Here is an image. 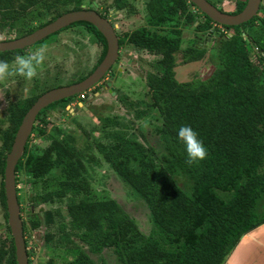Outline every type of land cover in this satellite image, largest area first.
<instances>
[{"label":"trees","instance_id":"obj_1","mask_svg":"<svg viewBox=\"0 0 264 264\" xmlns=\"http://www.w3.org/2000/svg\"><path fill=\"white\" fill-rule=\"evenodd\" d=\"M56 1L65 8L21 35L64 11L79 9L82 4V0H53L50 4H56ZM207 1L215 5L212 0ZM37 2L0 0V14L4 17L13 7L23 12ZM187 3L195 7L188 0H145L150 26L172 23V27L160 33L140 26L124 33L121 38L137 48L160 54L158 63L162 71L148 73L145 79L151 104L161 115L159 126L154 128L164 150L159 164L153 163L138 140L119 134H116L117 142L111 145V150L100 149L118 177L146 203L149 232L141 233L114 200L83 197L71 206L76 217L74 225L83 228L80 237L89 241L93 250L101 246L112 247L116 264H221L241 236L264 221V213L256 212L260 202L264 201V6L259 4L255 15L245 22L222 25L231 32L216 49L218 64L207 79L180 82L172 70V53L178 42L173 35V23L176 15H183L185 21H194L186 11ZM244 3L245 0H235L233 9H219L236 13ZM111 6L120 9L125 6V0H112ZM195 14L203 18L201 21L195 18L197 30L205 33L218 31H212L210 26L217 23L198 9ZM76 22L87 24L101 44L96 65L105 51L104 38L90 23ZM24 48L0 51V60L11 61ZM250 53L255 55L253 60ZM183 54L186 61H195L202 57L203 50L187 48ZM95 65L75 81L86 76ZM41 93L11 102L7 108L10 124L0 134V203L8 233L2 187L4 156L21 117ZM69 98H62L59 102L64 105ZM56 102L48 105L52 107ZM45 108L35 115L32 134H43L41 124H45L46 113L41 110ZM142 113L144 110L135 115ZM181 125H190L197 131L208 153L204 160L192 165L186 163L185 146L177 135ZM27 140L14 166L19 213L21 207L16 184L17 170L21 166L32 177H40L58 165L62 177L57 180L59 188L55 195L79 193L83 187L77 179L81 165L74 160L73 149L65 140H52L42 152L34 155L28 152ZM26 154L22 163L21 158ZM177 171L191 180L185 190L172 179ZM84 187L87 188V184ZM43 199L47 200V194ZM21 223L23 237L27 228L37 224L30 222L27 226L22 218ZM24 246L26 248L25 239ZM4 258L6 264H15L11 236L6 246L0 245V261Z\"/></svg>","mask_w":264,"mask_h":264},{"label":"rangeland","instance_id":"obj_2","mask_svg":"<svg viewBox=\"0 0 264 264\" xmlns=\"http://www.w3.org/2000/svg\"><path fill=\"white\" fill-rule=\"evenodd\" d=\"M52 1L38 0L23 12L13 7L4 17L0 14V39L21 35L28 28L65 8L58 1L51 5ZM91 1L105 12L110 9V21L120 38L124 33L140 26L160 33L172 27V23L150 26L145 0H125V6L120 9L110 8L112 0H82V3L89 4ZM212 1L218 8L231 10L235 0ZM48 4L50 5L47 6ZM186 11L192 15L193 22L185 21L183 15L174 16L173 35L178 42L176 50L172 53V70L175 79L180 82L205 80L218 64L216 49L222 39L229 37L231 31L220 28L221 31L206 35L194 27L195 18L201 21L202 16H196L194 7L189 3L186 4ZM84 26L83 23L75 22L73 26L52 32L41 41L38 40L24 48L21 54L46 46V59L38 69V76L31 81L17 75L0 82V134L10 124L7 108L11 102L70 84L95 65L100 43L84 30ZM210 26L212 31L219 29L217 24L211 23ZM187 48L203 50L202 57L195 61H186L183 52ZM117 53L118 58L107 70L108 73L114 71L113 76H117L115 80L109 79L112 92L94 98L99 90L106 88L104 85H98L90 87L86 96L83 94V99L69 98L64 105L61 103L56 106V109H50L51 105L46 106L45 124H41L44 128L43 134L30 133L28 136L26 145L32 155L42 152L52 140H65L73 149L74 160L81 165L77 179L83 185L77 194L68 192L57 196L54 193L59 188L57 180L62 177L58 165H54L40 177H32L22 166L19 167L16 187L20 198V217L27 226L30 222L37 223L35 227L27 228L24 232L28 264H116L112 247L91 249L89 241L79 235L83 228L74 225L76 217L71 206L83 197L88 200H114L141 233L149 232L150 221L146 203L118 177L100 149L105 147L111 150V145L117 142L116 134H119L138 140L153 163L159 164L164 150L154 128L159 126L161 115L151 104L150 90L145 79L148 73L159 74L162 71L158 63L160 54L137 48L125 39L121 40ZM250 56L253 60L255 55L250 53ZM76 100L80 105H74ZM142 110L144 113L135 115ZM1 143L0 139V147ZM26 156L27 154L21 158L22 163ZM172 179L183 190L191 183V180L179 171L172 175ZM86 184L87 188L84 187ZM44 194H47V200L43 199ZM256 212L263 213L264 208L258 207ZM4 224L0 203V245L6 246L10 235ZM0 264H6L5 258Z\"/></svg>","mask_w":264,"mask_h":264},{"label":"water","instance_id":"obj_3","mask_svg":"<svg viewBox=\"0 0 264 264\" xmlns=\"http://www.w3.org/2000/svg\"><path fill=\"white\" fill-rule=\"evenodd\" d=\"M259 1L260 0H245L243 7L238 12L228 13L220 10L207 0H188V2L193 4L211 21L225 26L237 25L250 19L255 15L259 6ZM76 21H85L92 24L102 35L105 41V51L102 58L82 79L70 84L47 89L39 94L21 117L13 135L9 150L4 156L2 187L6 211V224L12 238L15 264H27V256L24 246L19 204L16 200L14 166L22 154L25 141L31 132L35 115L41 108L54 101L70 97L92 87L116 60L118 44L117 37L114 34L111 24L92 9L65 11L57 15L51 21L26 34L8 40H0V51L21 49ZM113 73L114 71H111L109 77L112 78Z\"/></svg>","mask_w":264,"mask_h":264},{"label":"clouds","instance_id":"obj_4","mask_svg":"<svg viewBox=\"0 0 264 264\" xmlns=\"http://www.w3.org/2000/svg\"><path fill=\"white\" fill-rule=\"evenodd\" d=\"M46 46H41L27 54H17L10 63L0 60V82L9 77L21 76L31 81L38 76V69L46 59ZM85 93V91H82ZM178 139L183 142L186 151V163L192 165L207 157V149L199 139L198 133L190 125H181L178 129Z\"/></svg>","mask_w":264,"mask_h":264},{"label":"crops","instance_id":"obj_5","mask_svg":"<svg viewBox=\"0 0 264 264\" xmlns=\"http://www.w3.org/2000/svg\"><path fill=\"white\" fill-rule=\"evenodd\" d=\"M102 95L105 94H98L96 97ZM77 104L80 105V102ZM258 207L264 208V201ZM221 264H264V221L243 234Z\"/></svg>","mask_w":264,"mask_h":264},{"label":"flooded vegetation","instance_id":"obj_6","mask_svg":"<svg viewBox=\"0 0 264 264\" xmlns=\"http://www.w3.org/2000/svg\"><path fill=\"white\" fill-rule=\"evenodd\" d=\"M110 8H112V6L110 7ZM79 9H92V10H94L98 15H100L101 17H103V18H105L106 20H108V22L111 24V26H112V28H113V31H114V34L116 35V37H117V44H118V41H120L121 40V38H120V35L114 30V27H113V24H112V22L110 21V18L112 17V15L110 14L111 13V11H110V9H107V11L105 12V11H103L102 10V8L100 7V6H98V4H96L94 1H91V3H89V4H84V3H82L81 5H80V8ZM196 7H194V11L196 12ZM8 10H11L10 8L8 9ZM68 11V10H67ZM65 12V11H64ZM63 13V12H62ZM61 14V13H60ZM59 15V14H58ZM148 15H149V13H148ZM56 17V16H55ZM54 19V18H53ZM51 21V20H50ZM49 22V21H48ZM73 23V22H72ZM74 25V24H73ZM73 25H71V23L70 24H68V25H66L67 27H71V26H73ZM85 25V24H84ZM92 25V24H91ZM218 26H219V29H218V31L219 30H221L222 28L223 29H226V27H222V25L221 24H217ZM66 26H64V27H66ZM66 27V28H67ZM155 27H157V26H155ZM37 28V27H36ZM63 28V27H62ZM95 28V27H94ZM221 28V29H220ZM35 29V28H34ZM61 29V28H60ZM60 29H58V30H56V31H54V32H57V31H59ZM136 29V28H135ZM84 30L86 31V32H89L93 37H94V39L96 40V41H98L97 39H96V34L94 33V31L91 29V28H89V26L86 24L85 26H84ZM132 31V30H131ZM212 32L211 31H208L207 33H206V35H210ZM51 34V33H50ZM46 37V36H45ZM13 38H15V37H13ZM206 38V37H205ZM43 39V38H42ZM0 40H3V39H0ZM203 41H204V38H203ZM202 41V42H203ZM99 42V41H98ZM100 43V42H99ZM27 47V46H26ZM118 47H119V45H118ZM100 51H101V44H100V50L98 51V55H97V59H98V57L100 56ZM118 51V50H117ZM117 56H118V53H117ZM118 58V57H117ZM114 74V73H113ZM85 77V76H84ZM112 78H115V76H112ZM109 79H111V77H109V73H108V71H106V73L104 74V76H102V79L100 78L95 84H93L92 85V87L94 88L95 86L96 87H98V85L100 86V85H104V86H106V88L105 89H101V90H99L98 92H97V95L98 94H105V93H107V95L109 94V92H112V87L111 86H109V84H110V81H109ZM75 82V81H74ZM73 83V82H72ZM86 91L87 90H85V96H86ZM96 96H94V98H95ZM70 98H75V99H77L78 98V94H74V95H72V96H70ZM84 98V96L81 98V99H83ZM60 100V99H59ZM59 100H57V102L55 103V104H53L52 105V107L54 106L55 107V109L57 108L56 106H58L59 104H61V102H59ZM79 101H75V103H74V105H76L77 106V103H78ZM72 104V103H71ZM66 106H68L67 104H65ZM46 106H48V105H46ZM52 107H50V109H52ZM44 111H46V110H44ZM43 111V112H44ZM50 116V115H49ZM35 119V118H34ZM31 133V132H30ZM30 135V134H29ZM27 140V139H26Z\"/></svg>","mask_w":264,"mask_h":264},{"label":"built area","instance_id":"obj_7","mask_svg":"<svg viewBox=\"0 0 264 264\" xmlns=\"http://www.w3.org/2000/svg\"><path fill=\"white\" fill-rule=\"evenodd\" d=\"M259 4H261V5L264 6V0H260V1H259ZM83 94H84V92H80V93H78V97H79V98H82V97H83Z\"/></svg>","mask_w":264,"mask_h":264}]
</instances>
